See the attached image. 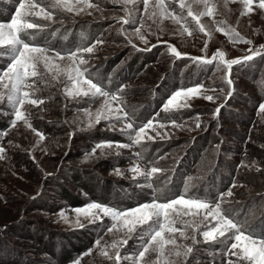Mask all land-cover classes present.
I'll return each mask as SVG.
<instances>
[{
	"label": "rangeland",
	"instance_id": "374dc122",
	"mask_svg": "<svg viewBox=\"0 0 264 264\" xmlns=\"http://www.w3.org/2000/svg\"><path fill=\"white\" fill-rule=\"evenodd\" d=\"M31 2L52 15L51 20L27 17L29 22L46 25L42 31L29 30L35 33L34 39L54 51L93 43L95 47L92 53L82 54L86 65L67 57L56 60L58 67L50 70L43 62L38 64L40 76L30 78L31 87L23 91L43 103L26 102L21 108L24 119L17 120L15 127H10L15 105L0 100V148L4 149L0 153V264H225L235 260L225 254V245L219 242L223 238L204 240L202 233L216 223L211 217L203 221L208 209L199 210V215H193V209L182 216L184 223L176 221L175 232L164 233L165 241L175 243H153L143 259L138 251L147 224L137 225L126 236L123 221L114 222L99 209H90L99 217L95 219L83 210L90 203L116 210L136 207L180 177L185 180L184 174L186 183L177 188V196L207 195L209 208H214L217 195L226 190H222L225 182L217 183L222 177L232 178L231 168L238 170L236 186L233 195L221 202L222 208L263 192L264 113L258 105L264 103V49L260 47L264 45V9L259 8V0H253L251 11L243 0H183V8L181 0H162L163 7L161 0H149L147 9L143 0H67V7L60 8L51 7L52 0ZM17 7L18 0H0V22L10 21ZM39 7L32 11L38 12ZM133 18L135 23H123ZM166 44L188 58H176ZM249 49L257 55L232 68L233 88L225 83L228 69L218 57L212 64L190 59H212L217 51L226 60L242 58L252 54ZM7 62L0 57V69ZM77 66L88 67L93 81H101L109 96H83L87 85L77 95L73 88ZM197 84H203L205 94L213 95L215 102L201 95L189 99L187 108L163 110L175 91ZM6 93L0 85V94ZM112 94L120 103L111 101ZM182 100L178 98L177 103ZM220 105L226 106L216 117L214 109ZM118 108L119 113L114 111ZM125 113L130 118L127 122L137 126L153 121L139 145L121 132L125 121L117 116ZM243 134L245 139L240 138ZM106 142L131 146L96 147ZM188 151L191 155L183 159ZM151 167L160 171L149 176ZM214 170L216 184L202 187ZM171 193L166 196L177 197ZM112 195L117 203L107 198Z\"/></svg>",
	"mask_w": 264,
	"mask_h": 264
},
{
	"label": "snow or ice",
	"instance_id": "6c2138e0",
	"mask_svg": "<svg viewBox=\"0 0 264 264\" xmlns=\"http://www.w3.org/2000/svg\"><path fill=\"white\" fill-rule=\"evenodd\" d=\"M243 2L246 9L251 11L250 5L253 4V0H243ZM143 3L145 9H147L149 0H143ZM258 6L259 8L264 9V0H259ZM37 7H39V5L32 3L31 0H28L27 4L23 2V0H18V7L10 21L0 22V49H2L0 50V57H6L8 60L5 67L0 69V85L7 89L6 96L5 94H0V100H6V102L15 105L13 109L15 118L11 121L10 127H15L17 120L24 119V113L21 111V108L26 102L32 105L43 103V100L30 99L29 93L23 91L24 88L31 87V85L28 84L30 78L40 76L37 69L38 64L43 62L45 68L50 70L53 67H58V65L55 64L56 60H64L65 57H67L69 60L73 61V63H76L78 59L79 65H86L87 62L82 58V54L92 53L95 47V43H93L91 46L83 48L78 47L76 50L69 49L67 51H54L46 42L41 43L34 39L33 37L35 36V33L30 32L29 30L40 29L42 31L46 25H38L35 22H29L27 17L41 16L45 20L52 19V15L46 12L44 7H39L38 12L32 11ZM51 7H67V0H52ZM160 7H163L162 0ZM180 7H184L183 0L180 2ZM26 8L28 9L27 11H21ZM67 10L71 11L72 9L68 7ZM209 14H211V10H209ZM188 15L192 16L194 20L197 19V17L193 16L191 11L188 12ZM123 23H135V19H125ZM139 31V28H137L136 33L139 34ZM201 31L203 32L204 29L201 28ZM25 37L29 38L25 39ZM140 38L145 44H147L148 41L144 39L143 36ZM246 42L251 43V41ZM156 46L158 45H153V47ZM166 46L169 47L171 53L174 54L176 58H188L186 54L182 56L174 46L167 44ZM206 47L207 45H205V48ZM260 47L264 49V45H261ZM49 51H53L54 54L51 56L48 55ZM249 51L252 52L251 55H245L242 58H233L230 60H226L224 54L220 51H217L212 59H203L202 57H191L190 59L203 64H212L218 57L220 64L228 69L225 83L230 88H233L231 70L234 66L249 61L257 55L255 51L251 49H249ZM74 71L76 76L74 77L75 83L73 84V88L77 95L81 94L82 86L87 85V90L82 92L83 96H91L92 98L97 96H109V92L104 90L105 86L101 81H93V73L89 71L88 67L81 69L77 66ZM86 74L87 78H85ZM42 78L43 77L41 76V79ZM4 81H8V83H4ZM33 83H35V81H33ZM119 91H122V89ZM211 91H215V89H211ZM221 91H223V89H221ZM71 94L72 93L69 92V95ZM201 95H203V98L207 101L215 102L216 98L213 95L205 94L204 85L197 84L195 86L175 91L170 98L167 99L166 103L163 104V110L168 111L170 106L174 109L187 108L189 107L187 103L189 99ZM178 98H183V100L180 103H177ZM228 98H230V95ZM111 101L120 103L115 94L111 95ZM108 103H110V101L105 102L106 105ZM224 106L226 105H220L214 109V115L216 117L219 116L221 108ZM258 110L264 113V103L258 105ZM114 111L119 113L122 109L118 108ZM105 118L107 119V116H105ZM196 118L199 119V113H197ZM117 119L125 121L121 132L129 137L132 144H141L145 138L146 130L153 128L152 119H149L146 124L139 126L127 122L130 119L127 116V113L123 116H117ZM97 120H99V116L97 117ZM176 126L179 127V125ZM137 127L138 131H136ZM196 127H200L199 123L196 124ZM157 135H159V133H157ZM40 139L43 140L44 137L41 135ZM148 139L151 140L152 137L149 136ZM114 144L119 147L131 146L120 142H106L104 144H97L96 147L112 148ZM94 151L95 149H93V152ZM3 152L4 149L0 148V153ZM159 171V168L151 167V171L148 175L151 176ZM235 186L236 184L233 182L224 192L217 195L216 201L214 202V208H209V203L206 202L205 198L200 196L189 197L187 192L177 197H168L164 192L157 191L153 194L150 201L127 210H116L101 206L98 203H90L83 211L85 215H93L95 219H98L99 217H96L95 213H90L89 210L99 209L104 215L110 216L114 222L123 221V225L127 228V232L125 233L126 236L133 233L137 225L147 224L148 228L141 234V240L144 241V243L141 244L140 250L138 251V258L143 259L145 254L149 252L150 245L153 243H158L160 245H163L164 243H175V240L173 239L165 241L163 238L164 233L165 231L169 233L175 232L176 229L173 225L176 221L184 223L181 220L182 216L188 215L193 209L196 210L192 213L193 215H199V210L208 209L207 214L203 216V221L206 222L209 220V217H211L216 223L210 230L204 231L202 236L206 242L216 241L218 238H223L220 239L219 242L225 245V254L229 257L236 258L235 260H226L225 264H242L243 261H247L248 264H264V238L259 240L253 238L247 221L234 219L231 211L221 207V202L225 200V197H231L233 195L232 189ZM177 206L182 207L178 208ZM185 209H187V211ZM77 211L79 212L81 210L77 209ZM115 226L116 224L114 223L108 228V231L111 232ZM205 226L207 227V224ZM181 235H183V233H181ZM145 237H147V239H145ZM127 242V239L123 241L124 244H127ZM193 242L195 243L194 237ZM95 243L99 244L100 241L97 240ZM112 247L115 248L116 244L114 243ZM152 250L155 251L156 249L153 248ZM187 251L188 253H191L192 249L188 248ZM90 253L91 250H89L88 253H85V255ZM105 255H107V253H105ZM177 255H179V253H177ZM115 259L117 262L121 259L118 252L115 255Z\"/></svg>",
	"mask_w": 264,
	"mask_h": 264
},
{
	"label": "trees",
	"instance_id": "16d2710c",
	"mask_svg": "<svg viewBox=\"0 0 264 264\" xmlns=\"http://www.w3.org/2000/svg\"><path fill=\"white\" fill-rule=\"evenodd\" d=\"M144 119L145 118H142L140 120L144 121ZM252 125H254L253 120H252ZM245 135L246 134H243L242 136L240 135V138L245 139V137H246ZM236 137H238V136H236ZM189 155H191L190 151L186 152L183 159H188ZM188 171H189L188 168H185L184 173H187ZM237 172H238L237 168H231V175H232V178H230L231 181L230 180L227 181L225 177H222V179L217 183L218 185L221 183L223 184V182L226 183L222 190H224L225 188L227 189L228 185L230 183L232 184L235 181ZM173 173H175V172H173ZM216 173H217V171L214 170L213 173L211 174V177H209L204 182L202 187H205V186L207 187L209 185V183L214 184L215 180H217V177H218V174H216ZM179 175H182V174L180 173ZM184 175H185V180L183 179V176L180 177V180L177 179L176 182L174 181V183L172 185L168 184L166 186V188H164V190L162 189L163 190L162 192H164L165 194L168 192H172L171 195L177 196L179 194L177 191V188H179V186L181 188L185 186L187 174H184ZM214 175H215V177H214ZM212 177H214L215 180ZM177 181H179V182H177ZM169 182H170V180H169ZM201 191H205V195H206V192H207L206 190L202 189ZM205 195H203V196H205ZM112 196H109L107 198L110 200V202L117 203L116 202L117 200L115 201V199H114V198H116L115 197L116 195H112ZM207 197H209V196L206 195L204 198H207ZM259 208H262L263 211L257 212V210ZM228 210L233 213L234 219H237L239 221H247V224H248L253 236L264 238V190H263V192H261L260 195L251 196L248 199L244 200V202H241L239 204L236 203V204L228 207Z\"/></svg>",
	"mask_w": 264,
	"mask_h": 264
}]
</instances>
